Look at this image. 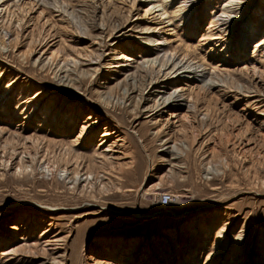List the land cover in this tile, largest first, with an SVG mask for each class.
<instances>
[{
	"label": "rangeland",
	"instance_id": "obj_1",
	"mask_svg": "<svg viewBox=\"0 0 264 264\" xmlns=\"http://www.w3.org/2000/svg\"><path fill=\"white\" fill-rule=\"evenodd\" d=\"M180 2L0 0V264H264V0Z\"/></svg>",
	"mask_w": 264,
	"mask_h": 264
},
{
	"label": "bare ground",
	"instance_id": "obj_2",
	"mask_svg": "<svg viewBox=\"0 0 264 264\" xmlns=\"http://www.w3.org/2000/svg\"><path fill=\"white\" fill-rule=\"evenodd\" d=\"M157 1H159V0H157ZM168 1V0H167ZM192 1V2H191ZM231 2H229V3H231V4H226L227 6L222 10V13L221 14H216L215 13V16L210 20V25H209V28L207 29V31L205 32V36L206 37H208L209 39H219L218 41H220V39H221V36H220V33L218 34V33H213V31L212 32H210V28H214V29H216L215 27H221L222 29H224V30H228V26L230 27V25L232 26V24H233V22L235 21V19H233L232 18V15L231 14H234L235 13V15H237V12H235V9H236V7H234L233 6V1L235 2V0H230ZM237 2H238V0H236ZM236 2V3H237ZM151 3H156V2H151ZM153 5V4H152ZM157 5H163V7H162V9H163V12H161V13H159V14H161L160 15V17L162 16V14H169V8L166 6V5H164L163 3H161V4H154L153 5V7H156ZM195 7H197V4H195L194 2H193V0H181V2H180V4H179V6L178 7H175V8H173L172 9V13L170 12V14H172V15H169L168 16V21L170 20H173V18H177V16H179L182 12H183V15H184V13H185V18L187 19L189 16H190V13H191V11H193L194 9H195ZM157 10H159V9H157ZM146 11H148V10H146ZM161 11V10H160ZM234 12V13H233ZM182 15V16H183ZM239 15V14H238ZM237 15V16H238ZM182 18V17H181ZM190 18V17H189ZM199 18V20L197 21V23L195 22L194 24L192 23L193 22V19H198ZM160 19H162V17L160 18ZM202 19H203V17H195L194 16V13H192V16H191V18L187 21V23H186V25H188V28H189V30L190 31H192V29H195V28H198V25H199V22H201L202 21ZM196 21V20H195ZM263 21V22H262ZM198 24V25H197ZM192 25H194V27L192 26ZM197 25V26H196ZM196 26V27H195ZM254 26H255V29L257 30V31H262V30H264V7H262V14L260 15V18H257V20L255 21V23H254ZM82 27V26H81ZM114 28V27H113ZM158 28V27H157ZM221 29V30H222ZM253 29V28H252ZM197 30V29H196ZM191 33V32H190ZM203 35V36H204ZM45 36V35H44ZM248 36V35H247ZM207 39V38H206ZM46 40V38H44V39H42V42H44ZM146 40H148V39H146ZM164 40H166V39H163V41ZM47 42V41H46ZM158 43H161V41L160 42H158ZM256 47H258V51H259V53H264V38H260L257 42H256ZM228 45H229V43H225L224 42V44H223V46L225 47V48H230L231 46H229L228 47ZM161 47H159L158 48V50L157 51H154L153 49H150V48H142V51L145 53L144 54V56H143V59L145 60L144 62L145 63H149V64H147V65H142V67L140 68V69H152V70H156L157 69V73L158 74H160L161 72H162V69L164 68V69H166L167 71L164 73V77H166L169 73H174V72H176L178 69H182V68H188V67H192V65L190 64V60L188 61V59H187V61H185L184 63H183V59L184 58H186V57H189L188 55H189V53L188 52H186V53H184V52H181V54H178V50H171V51H165V52H163V55L162 56H160V52L162 51V49H160ZM73 50H75V47H74V49H73V46H69L68 48H67V50H63V48L62 49H58V50H56L57 51V53H59L60 52V54H62L61 56L63 57V59L66 61V63L68 62V63H71V64H76V66L79 64V60L77 59V57H75V56H73L72 55V53H73ZM186 50H187V48H186ZM185 50V51H186ZM180 51V50H179ZM182 51H184V50H182ZM232 51V50H231ZM241 51H244V50H242L241 48H239V46L238 47H235V48H233V52H234V54H235V56L237 57L238 55H240V53L242 54V52ZM180 55H183L182 56V58L183 59H180L179 60V56ZM240 58H242L243 60L245 59V60H249V59H251L250 57H248L247 56V54H244L242 57H241V55L239 56ZM125 59V58H124ZM189 59H190V57H189ZM238 60H239V58H238ZM126 61H128V60H126ZM205 62V61H204ZM93 63V62H92ZM81 64V63H80ZM197 64H199V63H197ZM67 65V64H66ZM148 65H149V67H148ZM204 64H200V65H198V66H203ZM118 66V65H117ZM204 67H206L205 65H204ZM214 68V67H213ZM194 69V68H193ZM205 69V68H204ZM254 69V70H253ZM256 69H258L255 65H253V67H252V70H253V72H254V74L255 73H258L257 72V70ZM259 71V70H258ZM263 72V71H262ZM148 73V72H147ZM2 74V73H1ZM11 82H12V80H11ZM206 87V88H205ZM212 87H216V85H214L212 82L211 83H204V89H210V88H212ZM182 89H184V88H179V87H176V89L175 90H173L174 92H172V91H170V92H168V97L167 98H164V100H163V102H161V104H163L165 107H168V106H170L171 104V101H170V99H173V98H178V97H184V94H185V92H182ZM8 90L9 89H7L6 90V92L4 93V95L2 96L3 97V99H4V97H6V93L8 92ZM179 90H181L180 92H178ZM224 90V89H223ZM164 93H165V91H164ZM186 97V96H185ZM189 98H190V96H189ZM21 100H18V103L16 104V105H18L19 104V102H20ZM26 102H28V100L27 101H25L24 103H26ZM7 103V102H6ZM38 103L39 102H37V103H35L34 104V106H35V108H37V106H38ZM173 104V103H172ZM8 105V104H7ZM194 105V106H193ZM2 106H0V108H1ZM17 107V106H16ZM192 107H195V104L193 103L192 104ZM52 108V106L50 107V109ZM193 109V108H192ZM7 111L6 109H5V107L2 109V111ZM48 112H49V109H48ZM31 113L32 112H30V113H24V117L26 118V119H28L29 117H30V115H31ZM93 118V117H92ZM44 121H45V118H44ZM94 122V121H93ZM90 125H94V123H90ZM87 131H88V128H87V126L85 125V126H83V128H82V135L83 134H86L87 133ZM0 132H3V131H1L0 130ZM80 137H81V135H80ZM79 180V179H78ZM221 230H223V229H221ZM221 230H218L217 232H216V235H217V237H222V234H221ZM234 260H232L231 262H233Z\"/></svg>",
	"mask_w": 264,
	"mask_h": 264
},
{
	"label": "built area",
	"instance_id": "obj_3",
	"mask_svg": "<svg viewBox=\"0 0 264 264\" xmlns=\"http://www.w3.org/2000/svg\"><path fill=\"white\" fill-rule=\"evenodd\" d=\"M174 198V195L169 193V192H163L160 194L159 196V202L161 204H166V203H169L173 200Z\"/></svg>",
	"mask_w": 264,
	"mask_h": 264
}]
</instances>
